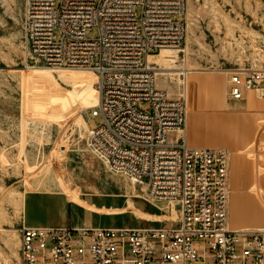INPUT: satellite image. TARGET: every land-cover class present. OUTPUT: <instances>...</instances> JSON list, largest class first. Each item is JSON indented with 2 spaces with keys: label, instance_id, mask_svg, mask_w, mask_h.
I'll return each mask as SVG.
<instances>
[{
  "label": "built area",
  "instance_id": "2783aa9c",
  "mask_svg": "<svg viewBox=\"0 0 264 264\" xmlns=\"http://www.w3.org/2000/svg\"><path fill=\"white\" fill-rule=\"evenodd\" d=\"M187 3L23 0L26 64L95 74L97 103L85 114L101 124L87 126V147L147 200L178 203L180 215L172 228L22 226L19 264H264V228H228L226 152L185 144L184 95L171 99L159 90L147 63L162 49L186 58ZM94 30L96 37L89 38ZM223 72L231 101L264 89V70ZM172 132L177 135L171 139Z\"/></svg>",
  "mask_w": 264,
  "mask_h": 264
},
{
  "label": "rangeland",
  "instance_id": "374dc122",
  "mask_svg": "<svg viewBox=\"0 0 264 264\" xmlns=\"http://www.w3.org/2000/svg\"><path fill=\"white\" fill-rule=\"evenodd\" d=\"M184 16L187 54L182 61L177 53L173 67L189 65L193 72L264 70L262 0H188ZM22 17L23 0H0V264H19V230L27 192L67 188L78 179L90 184L89 163L83 154L101 162L109 174L123 178L127 187L131 182L111 172L86 145L88 135L81 120L86 110L81 109L94 101V91L86 90L94 89L95 74L52 73L28 66ZM96 35L94 30L89 38ZM176 77L167 74L155 80L156 87L171 99L184 93ZM140 108L145 111L148 105ZM85 119L89 129L101 124L90 111ZM159 207L164 223L175 227L178 207L173 205L167 217L169 206L159 201Z\"/></svg>",
  "mask_w": 264,
  "mask_h": 264
},
{
  "label": "crops",
  "instance_id": "0c3cea01",
  "mask_svg": "<svg viewBox=\"0 0 264 264\" xmlns=\"http://www.w3.org/2000/svg\"><path fill=\"white\" fill-rule=\"evenodd\" d=\"M193 73L192 77L198 80L207 77V90L201 91L199 98H195L194 109L186 114L185 144L189 148L226 152L228 228L232 231L264 228V89L259 90L261 93L247 91L243 100L231 101L226 95L227 75L223 71ZM210 81H216L219 87L215 100L211 98ZM176 135L172 132L170 138ZM82 158L89 163L90 184L77 178L74 187L30 190L22 206L23 227H173L172 223H164L159 201L147 200L138 187H127L123 178L109 174L91 155L83 154ZM165 214L167 217L169 213Z\"/></svg>",
  "mask_w": 264,
  "mask_h": 264
},
{
  "label": "bare ground",
  "instance_id": "6f19581e",
  "mask_svg": "<svg viewBox=\"0 0 264 264\" xmlns=\"http://www.w3.org/2000/svg\"><path fill=\"white\" fill-rule=\"evenodd\" d=\"M177 53H178L177 50L162 49L157 54H153V55L148 56L147 63H148V66L154 71L155 79H157V80H158V77H160V76L163 77V76H166L167 74L168 75L174 74V75L178 76V77H176V80L178 82H180L182 87H183L184 93L182 95L185 96L186 114H187V112H190L194 109L195 98L198 99L199 98L198 95L201 93V91L204 92V89L207 90V77L206 78H200L199 80L197 78L192 77V74H194V73L192 71V68L189 65L188 66L184 65L181 67H173L171 64L175 63L178 60ZM37 70H45V69H37ZM47 71H49V70H47ZM49 72H51V71H49ZM58 72H67V71H57L54 73H58ZM180 75H183L184 79L179 78ZM97 84H98V80L96 78V84L94 85V89H92V87H91L90 89L86 90L87 93L94 91L95 98L91 104L87 103L85 108L83 107L81 109V112L96 105L97 98H98ZM209 85H210L211 90H212L211 91V98L214 99L217 91H219V87L217 86L216 81H214V82L210 81ZM198 90H200V91H198ZM81 120H82V123L85 124L86 130H87V124L85 122V119H84L82 113H81ZM129 185L131 188H134V184L132 182H130ZM173 205H176L178 207L179 212H180L179 204L174 203V204H172V206ZM171 207L170 206L166 207L165 212L173 213V210Z\"/></svg>",
  "mask_w": 264,
  "mask_h": 264
},
{
  "label": "trees",
  "instance_id": "16d2710c",
  "mask_svg": "<svg viewBox=\"0 0 264 264\" xmlns=\"http://www.w3.org/2000/svg\"><path fill=\"white\" fill-rule=\"evenodd\" d=\"M157 54V53H156Z\"/></svg>",
  "mask_w": 264,
  "mask_h": 264
}]
</instances>
